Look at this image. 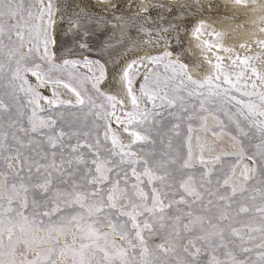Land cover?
Listing matches in <instances>:
<instances>
[{"label":"snow or ice","instance_id":"obj_1","mask_svg":"<svg viewBox=\"0 0 264 264\" xmlns=\"http://www.w3.org/2000/svg\"><path fill=\"white\" fill-rule=\"evenodd\" d=\"M234 2L246 7L249 2L255 3L256 0H234ZM40 3L39 15L35 16L32 11L33 5L28 4L26 7L24 0H0V52L7 49L6 57L11 73L9 84L16 80L22 81L19 90L29 95L28 103L33 106L31 115L28 116V127L25 128L23 125L19 127V131L28 136L27 142L21 140L15 133L12 134V139L20 148H25L36 142L37 137H41L43 139L38 141L40 160H48L44 144H47L51 155L48 163H41L40 160L24 156L19 149L16 150L15 156L9 154L3 157L7 170L0 171V264H67L69 258L71 264H264V187L255 189L259 192L261 200L258 206L249 207L240 204L235 210L236 216L249 212L259 214V226L249 227L252 231H258L261 234L262 241L255 245L259 249L256 252L255 261L250 257L240 259L233 250L228 249V243H226L229 235L240 236L237 229L232 227L234 217L231 213L235 203L233 198L238 191L244 193L247 190L245 184L237 187L233 182L236 175L235 167L222 182L219 178L217 179L215 190L206 187L213 183L212 170L207 168V164L213 161H206L203 155L198 157L199 163L205 165V171L199 180L192 174H183L184 169L193 167V155L189 145L187 159L179 162V167L176 169L182 175L178 181L179 199H175L177 193L172 190L176 181L173 170L168 166L177 164L179 156L150 160L147 156L133 150V145L138 142L155 143L147 129L143 131L137 129L143 128L149 121V117L159 115L158 112L140 108L138 97L133 92L134 69L140 65L147 68L143 82L139 85V92L142 97L152 103L153 109L179 107L182 111L188 112V107L185 106L186 99L203 97L200 99L198 112H207L208 115L213 116V119H217L206 104L212 102L210 97L220 94L217 91L220 85L213 84L211 76L203 81L193 79L186 71L187 65L171 59L172 54L167 51L159 56L144 57L140 61L134 60L122 72V79L131 98L133 111L125 112L126 119H121L116 115L115 108L117 103L123 102L118 101L115 96H106L100 90V84L106 80V69L99 61L85 58L84 66L92 71L94 65L96 71L92 76L83 79L91 81L92 89L98 97L103 96L110 104L113 109L111 112L107 111L104 105H97L92 95L85 96L73 85L71 81L77 77L72 72H69V82L53 77V71L67 70L69 66L75 68L81 62L77 60H64L62 64L53 62L55 53L50 49L56 43L51 34L55 23L53 19L55 9L52 0H49L46 6L43 0H40ZM100 3L110 5L113 9L118 7L113 0H100ZM22 10L26 11V15L22 14ZM168 10L173 11L172 8ZM85 12L87 14V9ZM45 13L48 15L46 21ZM85 18H88L87 15ZM13 19L16 23L9 24L8 21ZM33 19H39L46 24V27H42L41 24H32ZM72 23L79 28L78 20L70 21V26ZM206 27L207 25L201 22L196 32L200 33ZM261 30L264 31V29ZM163 31L167 32L168 29L165 28ZM13 34L16 36L15 41L12 39ZM223 36V32L215 33L217 40ZM5 39L8 41L7 45L4 44ZM26 40L32 47L28 49L27 54L17 55V45L23 47ZM258 43L264 44V41ZM41 45H43V53L40 59L46 61L47 72H42L39 64L33 63L29 67L26 63L33 60L34 53H40ZM80 47L86 48L87 45L81 43ZM217 47L226 52L231 51L223 45H217ZM165 57H168L166 62ZM217 59L222 58L217 57ZM236 59L247 67L252 58L237 56ZM13 62L14 68L11 67ZM147 65H163V73L155 67L148 68ZM215 67L219 70L221 65L217 63ZM4 68L5 63L0 61V75H3ZM26 72L36 76L40 86L52 83L62 85L71 91L76 97L75 105L72 101L50 100L43 97L30 85L25 88L24 85L28 82L23 73ZM252 72L259 78L255 68H252ZM243 75V71L239 73L236 78L237 83ZM216 79L218 80L219 76ZM224 82L236 91H240L226 73ZM252 86L255 87V83ZM205 88H207L208 96H204L201 91ZM87 91L83 89V93ZM223 91L227 93L228 89ZM182 93H186V96ZM53 95L58 97L55 90ZM242 95L259 97L258 104L251 101L244 103L239 100L236 103L242 104L243 108L247 109V112L242 109L237 111L260 134V143L256 145V148L261 161L264 162V119H252V117H264V92H242ZM41 99L50 105L66 104L83 108L87 104L89 107L86 117L93 115L105 122L104 140H110L111 143V147L105 150L106 154L102 155L100 151L99 137L95 139L94 144L86 139L81 142L79 131L65 132L62 128L56 127V119L39 117L37 110L43 111L39 105ZM231 99L235 100V97ZM192 107L195 108V105ZM97 108L101 110L93 112V109ZM9 110L10 105L0 99V113H8ZM109 117L124 125L123 130L132 137L131 143L124 144L121 141L119 134L112 129ZM197 118L202 123H206L208 116L197 115ZM188 119L191 120L192 116L189 115ZM235 123L240 134L247 136L248 132L241 127L239 121ZM129 126H132L131 130ZM173 127L178 128L179 125ZM189 131L191 132V125H189ZM83 135L87 137L89 133L85 132ZM73 137L77 138L75 144L66 143ZM7 139V133H0V149L5 148L4 141ZM232 139L235 140L236 137ZM82 148H87L91 152L90 163L81 151ZM65 149L69 150L67 156H65ZM165 155L166 153H161V157ZM237 155L239 159H243L242 146ZM219 159L218 156L215 157V160ZM248 159L255 163L254 156L250 155ZM13 160L20 163L19 171L13 168ZM25 168L27 175L22 174ZM33 168L38 174L36 179L32 175ZM256 171V168L244 165L241 173L243 180L253 179ZM129 173L131 178H134V182L130 183ZM56 180L58 184L54 183ZM145 184L151 185L150 191L145 190ZM220 189L224 191L220 192ZM205 195L215 199H208L207 203H202ZM250 198L253 201L256 200L255 195ZM198 202L202 209L201 213L192 210L193 205ZM180 205H187L188 210L182 211ZM174 206L175 214H169L167 210L173 209ZM53 216H56V220L52 219ZM225 221L228 223L226 224ZM166 228L168 232L163 242L150 245L149 240L160 235L161 230ZM41 232L45 235H38ZM5 236L7 243L4 242ZM240 240L243 245V236H240ZM220 249H224L222 253L224 259H220L217 254ZM240 250L244 253L252 252V248L243 246ZM202 254L208 255L206 262L201 260Z\"/></svg>","mask_w":264,"mask_h":264},{"label":"bare ground","instance_id":"obj_2","mask_svg":"<svg viewBox=\"0 0 264 264\" xmlns=\"http://www.w3.org/2000/svg\"><path fill=\"white\" fill-rule=\"evenodd\" d=\"M55 1V53L60 54L57 59L63 61L73 57L85 60L90 56L99 59L107 75L101 89L122 101L120 107H133L122 79L127 65L166 51L172 54L173 60L187 65V73L196 80L203 81L211 76L213 83L219 84L221 76L227 73L235 82L234 78L243 71L240 79L244 90L254 92L264 88V44L258 43L264 41V31L261 30L264 29V0H257L246 7L234 0H113L118 4L114 9L101 4L100 0ZM169 8L173 11L170 12ZM77 20L79 28L75 23L70 26V21ZM201 22H209L213 27L212 41H206L196 32ZM165 28L167 32L163 31ZM218 32L224 33V40H217L215 33ZM213 41L231 51H223ZM81 43L87 47L81 48ZM237 56L251 57L249 63L253 61V65L246 67L236 59ZM217 63L221 65L219 70L215 67ZM143 68V65L137 68L136 83L138 77L145 74ZM252 68L256 69L259 78L253 74ZM39 89L50 100H69L71 97L60 85L39 86ZM53 90L58 97L53 95ZM213 122L208 117L205 129ZM205 139V143L200 142V136L190 140L194 163H199L200 155L209 161L222 154L240 152L235 141L224 132L215 136L208 133ZM244 165L251 168L250 161L243 160L237 165L233 178L236 185L244 182L241 175Z\"/></svg>","mask_w":264,"mask_h":264},{"label":"rangeland","instance_id":"obj_3","mask_svg":"<svg viewBox=\"0 0 264 264\" xmlns=\"http://www.w3.org/2000/svg\"><path fill=\"white\" fill-rule=\"evenodd\" d=\"M257 1V0H256ZM25 6L27 7L28 4H32V11L35 16L39 15L41 3L40 0H24ZM49 0H43V4L46 6L48 4ZM248 4H252L249 2ZM52 5L55 9L53 19L56 18V1L52 0ZM22 14L26 15V11L22 10ZM48 19L47 13H45L44 20L46 21ZM9 24H15L16 20H9ZM32 24H41L42 27H46V24H43L39 19H33L31 21ZM207 27L204 28L200 33L199 36L203 37L206 41H212V29L211 24L209 22H204ZM213 26V25H212ZM54 24L52 26L51 34L54 37ZM13 41L16 40V36L13 34L12 36ZM224 40V36L220 38ZM219 39V41H220ZM215 42V46L217 45V41ZM4 44L7 45L8 41L5 39ZM18 47V53L17 55L27 54L28 49L32 47L30 43L26 42L24 43L23 47ZM55 47L56 43L51 46V51L55 53ZM264 49V48H262ZM60 50V49H59ZM6 51L7 49H4L3 52H0V61L5 63L4 73L3 75H0V99H2L5 103L10 105V110L8 113H0V133H7L8 139L4 141L5 148L0 149V171H6V165L4 163L3 157L11 154L15 156L16 150L19 149L20 152L24 154V156H28L31 159L34 160H40L39 148H38V141L43 139L41 137H37V141L34 142L31 146L20 148V146L17 144L15 140L12 139V134L15 133L16 136H18L21 140H24L27 142L28 136H26L24 133L19 131V127L23 125L25 128L28 127V116L31 115L33 106L28 103L29 95H27L24 91H20L19 87L23 83L20 80L13 81L11 85L9 84L10 80V71L9 66L7 63V57H6ZM43 53V45H41V51L39 54H33V60L27 61V66L31 67L33 63L39 64L41 66L42 72L48 71V65L46 61L40 59V55ZM59 53H55V57L53 62L56 64H62L64 60H77L73 57L66 58L63 61H59L57 59L59 57ZM162 55V54H161ZM159 56V55H157ZM91 57V58H90ZM87 59L91 61H99L94 56H90ZM96 58V59H95ZM168 57H165V62L167 61ZM172 59V58H171ZM80 61V64H77L75 68H72L69 66L67 70L61 69L59 71H53L52 75L54 78H60L63 79L65 82H69V72H72L74 76L77 77V79L72 80L74 86L78 88L84 94L92 95L97 105H104V108L111 112L113 109L111 108L110 104L104 99L103 96H97L95 91L92 89L91 81L84 80V77L92 76L93 73L96 71L95 66L93 65L92 71H89L87 67L84 66V60H77ZM100 62V61H99ZM147 63V62H146ZM100 64H102L100 62ZM253 65V61L249 63V66ZM12 68L15 67V63L13 62L11 65ZM105 67V66H104ZM148 68L155 67L160 73H163V65L159 66H153V65H147ZM106 69V68H105ZM134 75L138 72L137 68L134 69ZM137 71V72H136ZM147 68H143L142 72L146 73ZM234 75L235 72L233 71ZM227 74V73H226ZM145 75V74H144ZM138 77V83L133 82V92L138 97V103L140 105V108L142 110H149L153 112H158L159 115H154L149 117V121L145 123L143 128L137 129L140 131H143L144 129H147L148 134L151 136L152 140L155 141V143H143L138 142L137 144L133 145V150L138 152L141 155L147 156L150 160L152 159H168L169 157H176L179 156L178 163L175 165H169L168 167L173 170V176L175 177V184L172 191H175L177 194L174 197L175 199H179L180 191L178 186V181L181 178L182 173L179 171H176L179 167V162H182L184 159H187L188 157V151H189V143L190 140L200 136L201 143L206 142V137H208V133L215 135H218L222 132L228 134L231 138L236 137L234 140L237 147L241 149V146L244 149V159L238 158V153L235 154H222L219 156V160H209L213 161L210 163V165L207 167L211 169V179H212V185L206 187H211L213 190L216 189V181L219 178L222 182L223 178L230 174L233 167H237L243 160L244 161H250L251 168H256V173L253 176V179L240 182L237 187H239L241 184H245L247 190L244 193L237 192L236 197L233 198L235 203L233 204V212L231 215L234 217L232 220V227L237 229L240 236H243L244 242L243 245H241L240 236H234L229 235L227 238L226 243H228V249L233 250L238 258L244 259L245 257H250L251 260H256V252L259 251L255 247L256 244L261 243V234L258 231H252L251 227H258L259 226V214L255 212H249V213H242L239 216H236L235 210L238 208V205L243 204L247 205L249 207L253 205H259L260 195L259 192H256L255 189H259L264 187V162L261 161L260 156L258 154V150L256 148V145L260 143V134L256 131L255 128H252L248 121H246L243 117H241L238 113V109H242L243 111L247 112V109L243 108L242 104H237L236 101H243L244 103H248L249 101L254 103H259V97L256 95H253L251 97L242 95V92H253V91H246L242 88V82L241 79L237 83V77L234 78L235 82L233 80L229 79L236 83L237 87L240 89V91H236L235 88H232L228 83L224 82V75L221 76V79L219 80L220 88L217 89V91L220 93L218 96H212L210 97L211 103L206 104V107L212 112V114L217 118L213 119L212 115H208L207 112H198L199 109V103L200 98L197 97H191L187 98L185 102V106L188 107V112L182 111L179 107L167 109V108H156L153 109V105L151 102H149L145 97H142L139 92V85L143 82V77ZM24 78L27 80V85H24L25 88H27L29 85L38 91L41 96L46 97L43 95L42 91L39 89L40 82L38 81L36 76H33L31 72L23 73ZM107 76V75H106ZM137 75H135L136 77ZM229 76V75H228ZM195 79V78H193ZM104 83V82H103ZM102 83V84H103ZM217 84V83H213ZM45 86H55L52 83H46L42 87ZM62 86V85H60ZM241 86V87H240ZM63 87V86H62ZM100 90L107 96L110 94H106L101 89L100 84ZM64 88V87H63ZM67 93L71 95L69 100L65 99H59L63 101H72V104L75 105L76 103V97L75 95L69 91L68 89L64 88ZM83 89H87V93H83ZM228 89V92L225 93L223 90ZM201 91L204 93V96H208L207 88L201 89ZM256 93L264 92V88L261 91H254ZM182 95L186 96V93H182ZM232 97H235V100L231 99ZM48 98V97H47ZM118 100V99H117ZM159 102L157 101V104ZM40 109H43V111L37 110V115L39 117L48 118L51 117L53 119L57 120V128H62L65 132H71V131H79L80 136L79 139L81 142H83L85 139L89 143L95 142V139L99 137L101 141V147L100 151L102 155L106 154V149L111 147L110 140L105 141L104 140V124L105 122L103 120H100L96 118L93 115H89L86 117V113L88 111V105L85 104L83 108L80 106L72 107L70 105L66 104H60V105H50L45 100L41 99L39 101ZM121 103L116 104L115 112L116 115L121 117V119H126L124 116L125 112L133 111V107L129 109H125L124 107H120ZM192 105H195V108L192 107ZM101 109H93V112L100 111ZM21 113L23 115H21ZM171 113V114H169ZM191 115L192 119L189 120L188 116ZM197 115L200 116H208L214 120L213 123H211L207 129L206 123H202L200 119L197 118ZM229 117H232V119H229ZM252 119H264V117H252ZM13 121H16V123H13ZM156 121H159V123H156ZM236 121H239L240 125L246 132H248L247 136L241 135L239 130L236 127ZM109 123L111 124V127L114 131H116L121 141L124 144H129L132 141V137L129 135L128 132H125L124 125L119 124L115 121L114 118L109 117ZM11 125V126H10ZM174 125H179L178 128H174ZM189 125H191V132L189 131ZM130 130L132 126H129ZM221 131V132H220ZM88 132L89 136L85 137L83 133ZM35 136V134H32ZM189 137L191 139L189 140ZM77 138L73 137L71 141H66V143H76ZM169 141L171 142V146L169 147ZM45 151L48 153V160H40L41 163H48L51 160L50 151L48 150L47 144L43 145ZM82 152H84L86 159H88L89 163L91 161V152L87 148H82ZM69 153L68 149H65V156H67ZM149 153H152V155H149ZM161 153H166L165 156L161 157ZM224 155V156H223ZM254 156L255 163H253L252 160H248V156ZM247 158V159H246ZM195 159V156L194 158ZM192 159V160H193ZM246 159V160H245ZM59 160V154L57 155V161ZM193 167L191 169H184L183 174H192L194 175L197 180H199V177L201 174L205 171V165H201L200 163H194L192 161ZM13 168L17 171L20 170V163L17 160L12 161ZM24 175H27V169L25 168L24 172L22 173ZM34 179L38 178V174L35 172V169L33 168L32 173ZM55 175V174H54ZM79 174H77L78 176ZM250 175H252L250 173ZM130 183L134 182V178H131L130 173ZM54 183L58 184V180L54 181ZM123 186V181L121 182ZM236 184V183H235ZM60 187H64V185H59ZM151 185L145 184V190L150 191ZM203 191V190H202ZM224 189H220V192H223ZM252 195L256 196V200L253 201L250 197ZM171 198V193H170ZM186 199H191L189 197H186ZM208 199H215L214 197H208L205 195V199L202 203H207ZM123 203V201H121ZM167 203V201H166ZM198 202L196 205H193V211L196 213H201L202 209L200 208ZM180 208L182 211H187V205H180ZM169 214H175V206L173 209L167 210ZM215 211V209L213 210ZM53 220H56V216L52 217ZM45 222L47 223V218H45ZM227 224L228 221H225ZM251 226V227H249ZM106 230V229H105ZM168 229H163L160 232V235L154 236L149 240L150 245H155L158 243L163 242L164 236L167 234ZM40 236H44L45 233L41 232L38 233ZM249 237H254V239H249ZM230 241V242H229ZM4 242L7 243V237H4ZM63 241L61 240V244ZM241 246L252 248V252L250 253H244L241 252ZM224 249H220L217 253L220 259H224V256L222 255ZM208 259L207 254H202L201 260L206 262ZM67 264H71V259L69 258L67 260Z\"/></svg>","mask_w":264,"mask_h":264}]
</instances>
